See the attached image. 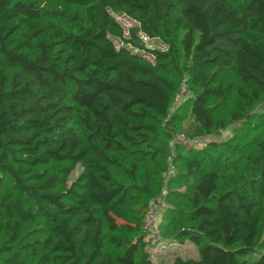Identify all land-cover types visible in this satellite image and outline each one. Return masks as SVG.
Wrapping results in <instances>:
<instances>
[{"label": "trees", "instance_id": "obj_1", "mask_svg": "<svg viewBox=\"0 0 264 264\" xmlns=\"http://www.w3.org/2000/svg\"><path fill=\"white\" fill-rule=\"evenodd\" d=\"M177 12L187 23L180 50L170 31ZM117 15L133 21L128 30ZM156 38L168 49L147 45ZM182 58L179 87L164 72ZM227 73L247 101L264 94V0H0V264H155L149 201L133 218L125 206L153 193V174L141 184L138 172L167 151L156 144L173 137L165 124L179 116L167 118L182 86L196 90L191 113L202 135L215 125L210 98H229ZM252 144L245 159L257 175L231 187L201 159L187 160L197 179L183 191L188 206L174 210L185 220L175 236L199 254L172 264H264V136ZM127 157L129 185L114 178ZM108 207L123 221L110 225ZM164 212L163 234L174 226ZM41 216L49 233L21 245ZM106 229L122 253L107 249Z\"/></svg>", "mask_w": 264, "mask_h": 264}, {"label": "rangeland", "instance_id": "obj_2", "mask_svg": "<svg viewBox=\"0 0 264 264\" xmlns=\"http://www.w3.org/2000/svg\"><path fill=\"white\" fill-rule=\"evenodd\" d=\"M117 20L128 30L133 21L126 15H117ZM187 23L185 19L176 13L171 24V40L175 47L181 49L180 40ZM149 47H155L161 50L168 49V44L161 39H146ZM186 60L182 58L179 62V68H171L164 72L165 75L173 78L178 86L187 80V74L184 69ZM224 85H231L229 98L224 100L221 97L212 96L210 105L213 107L215 125L210 131H206L202 135H195L196 122L191 113V100L196 93L190 85L179 98H175L171 113L177 112L178 118L173 124L167 127H172L174 134L168 144L158 143L162 149H167L162 153L158 161L148 162L147 169L141 168L138 172L140 175L141 184L144 181V176L148 173L153 174L152 189L153 193L147 195L141 192L138 197L126 204L125 210L133 218L139 207L143 203H147L152 198L162 201L166 205L165 212L168 216L173 217L174 226H171L163 234L158 224H146L149 230V239L152 245L148 247L151 258L155 264H172L177 255L182 256H197L199 254L198 247L190 240L178 241L175 236V225H181L185 220L175 217L174 210L182 209L188 206L187 199L183 194L187 183L190 180H196L197 177L190 175L187 170V160L197 157L202 160L205 169H217L221 174L220 187H231L243 183L249 178L257 175V170L249 165L245 159V153L253 147L252 141L254 138L264 136V94L257 100L247 101L238 91L242 87L244 91H248L245 85L239 78L232 73L222 76ZM166 120V118H165ZM73 124L80 133L86 134L84 127L76 117ZM183 135V136H182ZM166 139V138H163ZM215 144L214 147H212ZM167 153V154H166ZM180 153L184 159L174 162V168H171L168 162V157L172 154ZM121 168L114 169V178L127 185L131 184L130 177L125 173L123 167L129 166L132 158H126ZM125 165V166H124ZM80 166H78L71 175L73 179ZM107 219L110 225L118 224L123 221L125 214L121 210L113 207L106 209ZM163 215V213H162ZM159 216V220L162 218ZM50 224L46 217L41 216L35 221L26 224L21 245H26L36 239L45 237L50 231ZM118 230L116 233H120ZM111 232L106 229L107 241L106 247L114 254L123 252V247L113 246L108 235Z\"/></svg>", "mask_w": 264, "mask_h": 264}, {"label": "built area", "instance_id": "obj_3", "mask_svg": "<svg viewBox=\"0 0 264 264\" xmlns=\"http://www.w3.org/2000/svg\"><path fill=\"white\" fill-rule=\"evenodd\" d=\"M186 89L187 87L184 84L181 88V92L177 93L175 98H179ZM168 162H169L170 167L174 168V154L168 157ZM165 209H166V205L164 202L159 201L155 198L150 199L148 202L147 211L144 217L146 224L155 225L161 222V219L159 220V216L162 215Z\"/></svg>", "mask_w": 264, "mask_h": 264}]
</instances>
